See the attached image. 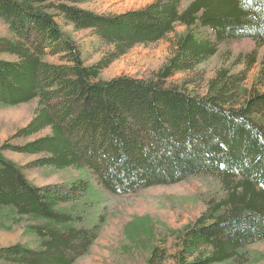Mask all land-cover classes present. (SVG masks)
<instances>
[{"label":"trees","instance_id":"trees-1","mask_svg":"<svg viewBox=\"0 0 264 264\" xmlns=\"http://www.w3.org/2000/svg\"><path fill=\"white\" fill-rule=\"evenodd\" d=\"M87 1L0 0L8 29L0 106L37 103L31 121L0 144V226L24 229L36 246H1L0 264H74L100 234L106 195L200 175L216 178L220 192L145 264H252L249 246L264 240V90L247 88V72L231 66L207 81H169L221 47L264 45V0H153L119 14L80 6ZM68 25L92 30L109 54L86 64ZM165 39L171 54L153 76L100 77L136 45ZM196 83L205 91L190 88ZM6 152L39 157L21 164ZM29 165L79 175L39 186Z\"/></svg>","mask_w":264,"mask_h":264},{"label":"rangeland","instance_id":"rangeland-1","mask_svg":"<svg viewBox=\"0 0 264 264\" xmlns=\"http://www.w3.org/2000/svg\"><path fill=\"white\" fill-rule=\"evenodd\" d=\"M152 1L89 0L80 6L99 13L119 14L142 8ZM65 30L76 40L86 64L95 63L109 54L110 46L102 43L92 30H74L72 25L65 26ZM182 30L178 28V32ZM7 32V26L0 21V35L4 36ZM170 54L169 39L147 46L136 45L128 53L115 59L101 72L100 77L110 79L119 75H130L148 78L162 67ZM50 60L57 61L56 58ZM222 66H231L233 71H246V87L254 86L264 90V45L259 46L250 41L238 42L229 48L221 47L217 54L194 71L177 74L169 82L181 83L182 79H196L202 74L207 81ZM198 84L190 88L204 92L205 84L203 83L201 87ZM36 105V101L33 100L15 106H0V144L31 121ZM36 136L38 135L17 139L14 142L23 143ZM6 155L21 164H31L39 157L14 152H6ZM25 172L27 177L39 186L65 183L79 175L73 168L57 169L30 165ZM220 190L216 178L200 175L176 184L149 187L136 194L106 195L104 202L107 204V218L100 234L90 251L74 264H145L156 243L168 236L171 231L196 219L204 211L205 201ZM171 240L172 238H169V245ZM16 242L36 246L35 237L24 229L17 226L14 230L8 231L0 226V247ZM249 250L250 258L254 260L252 264H264V240L249 246Z\"/></svg>","mask_w":264,"mask_h":264}]
</instances>
